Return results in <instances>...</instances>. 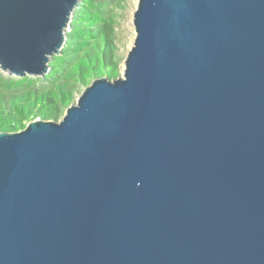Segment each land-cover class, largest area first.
<instances>
[{"label":"water","instance_id":"1","mask_svg":"<svg viewBox=\"0 0 264 264\" xmlns=\"http://www.w3.org/2000/svg\"><path fill=\"white\" fill-rule=\"evenodd\" d=\"M79 0H0V71L43 77ZM120 76L0 131V264H264V0H138Z\"/></svg>","mask_w":264,"mask_h":264},{"label":"trees","instance_id":"2","mask_svg":"<svg viewBox=\"0 0 264 264\" xmlns=\"http://www.w3.org/2000/svg\"><path fill=\"white\" fill-rule=\"evenodd\" d=\"M130 0H79L65 43L54 55L43 79L15 78L0 72V131H16L36 117L58 119L73 102L79 85L94 78L114 79L122 69L117 11L126 9ZM45 80L47 87H37Z\"/></svg>","mask_w":264,"mask_h":264},{"label":"rangeland","instance_id":"3","mask_svg":"<svg viewBox=\"0 0 264 264\" xmlns=\"http://www.w3.org/2000/svg\"><path fill=\"white\" fill-rule=\"evenodd\" d=\"M137 1L138 0H130L126 9L117 11L116 20H117V29H118V35H119V45L121 46L120 56L122 59L121 60L122 64L120 65L121 69L123 68V61L126 57V54L128 50L130 49L131 44L135 37L134 28L132 25V16H133V11L136 8ZM1 73L6 75V73L4 72H1ZM33 78L43 79L44 76L43 77H33ZM48 84L49 83L47 81L42 80L37 83V87H41V86L47 87ZM83 89H84L83 85H79V87L75 89L73 93V97H74L73 102L78 98L79 94L82 92ZM65 109L66 108H62L61 113L57 117L58 119H60L63 116Z\"/></svg>","mask_w":264,"mask_h":264}]
</instances>
